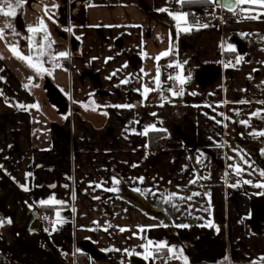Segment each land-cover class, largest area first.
<instances>
[{
  "label": "crops",
  "instance_id": "obj_1",
  "mask_svg": "<svg viewBox=\"0 0 264 264\" xmlns=\"http://www.w3.org/2000/svg\"><path fill=\"white\" fill-rule=\"evenodd\" d=\"M190 1L202 4L27 0L0 14L18 33L0 40V240L53 221L24 264H70L67 252L88 264H264V3L235 0L230 17L197 29L191 10L211 2ZM159 136L170 146L153 155Z\"/></svg>",
  "mask_w": 264,
  "mask_h": 264
},
{
  "label": "snow or ice",
  "instance_id": "obj_2",
  "mask_svg": "<svg viewBox=\"0 0 264 264\" xmlns=\"http://www.w3.org/2000/svg\"><path fill=\"white\" fill-rule=\"evenodd\" d=\"M176 2L183 4V3L186 2V0H176ZM189 2H190V0H189ZM205 2L216 3V0H205ZM240 2L243 3V2H246V0H240ZM252 2H255V0H252ZM25 3H27V0H0V4L7 5V10H5L4 7H0V14H2L3 16H7V17H15L16 14H17V11H16L17 8L22 9L24 7ZM261 3H264V0H261ZM54 7H55V5H54ZM159 11H161V12H167L170 16H173V18L174 19H177V20H185L189 16V13H187V12H183V13H173V12L169 11L168 8H161V9H159ZM45 15H47L48 19H50V20L53 19L52 14H50L47 9H45ZM251 18L258 19V17H251ZM53 22H55V21L53 20ZM39 23L40 24H43V19H41L39 21ZM208 26H209L208 24L200 25L199 24V21H196L195 25L190 26V28L191 27H196L198 29L199 27L207 28ZM44 27L46 28V25ZM190 28L189 29H186V30H190ZM9 29H12V33H11L12 35H18V33L15 32L12 23L9 22L7 24L0 25V40H5L6 39L5 33ZM37 30H38L37 28L31 27V26H29V28H28V31L29 32H36ZM65 30H69V29H65ZM49 35L50 34H48L45 31V35L43 36V39L47 40L48 37H49ZM77 39H79V37H77ZM51 43H54V41H51L50 44ZM10 48L13 51L14 54H17V57L18 58L24 59V60H27V61H30L31 60L30 57H26V56H23L21 53H18L15 44H11L10 45ZM167 54L168 53L166 52V53H163L162 55H167ZM58 55H59V57H67L69 55V53L65 51V52H60ZM156 59H159V57H157ZM241 60H243V57L242 56L237 57V63H239ZM29 66H33V65L30 63ZM169 66H171V65H169ZM42 71L48 73L49 75L51 74L50 70L47 69V68H43ZM141 71H143V69H141ZM113 75H115V73H113ZM168 78L169 79H172L171 76H169ZM29 79H31V78H29ZM154 79H155V81L157 83H159V69H157V76ZM127 82H128L127 80L122 81V83H127ZM24 87H27V85H25ZM37 87H38V85H37ZM152 90L153 89L148 88L146 86L145 89H144V92L147 93V92H150ZM170 91H171V89H170ZM182 94H183V90H181L180 92H173V95H182ZM192 94L195 95V93H192ZM260 103L264 104V101H260ZM20 107H38V106L37 105H31V106L20 105ZM115 107H127V108H131V107H133V105H116ZM105 115H107V114L105 113ZM152 128H153V130H155V127L154 126H152ZM147 131H148V129L146 128L144 130V132L139 133V134L140 135H146L147 134ZM259 134L262 135V136H264V132H261ZM0 168H2V165H0ZM238 172H239V169H238ZM29 175H31V174H29ZM260 175L261 176H264V171H261ZM140 179L142 180L143 178H140ZM115 182L117 184L119 183L118 180L115 181ZM244 182L245 183H250L251 181H244ZM192 183H195V181H192ZM256 186L257 187H264V185H256ZM108 190H110V191H116L117 189H108ZM193 195H199V193H194ZM187 199L190 200V199H192V197L189 196V197H187ZM57 203H63V202L62 201H57ZM9 223H10V221H9ZM178 227H182L183 228V227H188V225L181 224V225H178ZM105 230H107V229H105ZM120 230L121 231H125V229H123V228L120 229ZM148 243L149 244H152V241H149ZM156 246H157V248H159V247H168V250L170 252H173L174 251V248L172 246H168L166 244H157ZM116 251H119V249H116ZM179 253H180L181 256H183V249H179ZM144 258L145 259H148L149 256L148 255H145ZM153 259H155V256H153ZM183 259L185 261V264H188V257L187 256H183ZM261 260H264V257H261Z\"/></svg>",
  "mask_w": 264,
  "mask_h": 264
},
{
  "label": "built area",
  "instance_id": "obj_3",
  "mask_svg": "<svg viewBox=\"0 0 264 264\" xmlns=\"http://www.w3.org/2000/svg\"><path fill=\"white\" fill-rule=\"evenodd\" d=\"M219 11V12H217ZM230 14V13H229ZM228 12H226L222 7H217L214 5L203 6L200 8H196L191 10L190 17L191 20L196 23L199 21V24H207L212 22H220L225 17H230ZM225 63L232 64V58H225ZM170 142L167 137L159 136L154 140V144L149 148V152L153 155H157L161 152H165L169 149ZM225 181H231L237 183L239 181L238 178H231L228 175L225 176ZM45 228L51 229L53 225V221L47 215L42 214L40 217ZM64 258L70 261V264H88V260L85 256L75 253V252H67L64 255ZM160 262H163V259H160Z\"/></svg>",
  "mask_w": 264,
  "mask_h": 264
},
{
  "label": "rangeland",
  "instance_id": "obj_4",
  "mask_svg": "<svg viewBox=\"0 0 264 264\" xmlns=\"http://www.w3.org/2000/svg\"><path fill=\"white\" fill-rule=\"evenodd\" d=\"M44 229L38 228L35 224H33L31 234H20L18 240L12 244L2 243V241L0 240V252L11 256V258H13V261L17 262L18 264H24L26 259H30V252H32L37 258H39L41 252L40 249H36V246L40 244L39 236L41 234V231L46 232V229L48 228ZM2 264H4V262Z\"/></svg>",
  "mask_w": 264,
  "mask_h": 264
},
{
  "label": "water",
  "instance_id": "obj_5",
  "mask_svg": "<svg viewBox=\"0 0 264 264\" xmlns=\"http://www.w3.org/2000/svg\"><path fill=\"white\" fill-rule=\"evenodd\" d=\"M213 5L217 7L220 6L226 11H233L236 6V2L235 0H216V3H213ZM42 88L46 92L45 94L48 102L55 107L56 113L59 115L67 114L68 102L66 98L52 85L47 77L43 80Z\"/></svg>",
  "mask_w": 264,
  "mask_h": 264
},
{
  "label": "trees",
  "instance_id": "obj_6",
  "mask_svg": "<svg viewBox=\"0 0 264 264\" xmlns=\"http://www.w3.org/2000/svg\"><path fill=\"white\" fill-rule=\"evenodd\" d=\"M184 4V7H192V6H195V5H199V4H202L200 1H186ZM205 4H208V3H204ZM209 5H211V3H209ZM190 9V8H188ZM2 261V260H1Z\"/></svg>",
  "mask_w": 264,
  "mask_h": 264
}]
</instances>
